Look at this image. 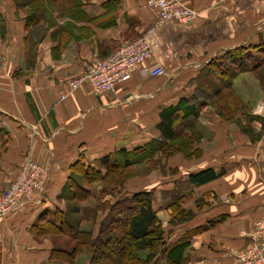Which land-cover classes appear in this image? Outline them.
Here are the masks:
<instances>
[{
	"label": "crops",
	"instance_id": "1",
	"mask_svg": "<svg viewBox=\"0 0 264 264\" xmlns=\"http://www.w3.org/2000/svg\"><path fill=\"white\" fill-rule=\"evenodd\" d=\"M108 1L63 3V14L46 4V15L30 20L33 0H0V195L26 160L45 171L44 191L0 219L1 264H48L49 241L38 243L29 230L42 212L62 208L56 199L72 167L162 141L160 114L181 102V114H197L210 139L200 144L205 164L160 191L193 197L184 207L193 219L168 243L192 232L188 264H238L264 237V0H181L199 12L188 25H159L146 0ZM144 35L152 48L145 68L160 65L164 75L140 70L114 93L96 97L85 84L63 99L93 61ZM220 61L237 70L232 77L211 71ZM224 81L239 102L230 121L219 116L228 108L216 96ZM208 169L221 176L188 183Z\"/></svg>",
	"mask_w": 264,
	"mask_h": 264
},
{
	"label": "trees",
	"instance_id": "2",
	"mask_svg": "<svg viewBox=\"0 0 264 264\" xmlns=\"http://www.w3.org/2000/svg\"><path fill=\"white\" fill-rule=\"evenodd\" d=\"M68 2H73V5L76 4V7L79 6V0H33L34 12L30 13L28 18L31 20L37 14L40 17L45 16L47 13L46 4L54 6L57 12L63 14L64 9H66L63 3L67 4ZM111 4L120 5L117 0H110L105 4V7ZM225 58L220 60L225 61ZM223 61L212 64L210 68L218 77L228 75V71L222 67ZM230 76L232 77L233 75ZM222 84H224L225 88L222 91L218 89L216 96H220L223 99L224 106L226 105L228 108L225 112L223 110L220 111L219 116L230 121L235 116L233 112L238 108L239 102L230 91V82L224 81ZM225 90H227V93L224 95ZM230 96L231 99H229ZM181 103L177 106L169 107L160 114V122L156 126V129L160 132L163 138L162 141L152 139L145 144L135 147L131 151L120 149L95 162L84 163L80 160L72 167L71 173L74 171L80 172L83 177L82 180L88 184H91L89 182L92 181L89 180L88 182L87 179L92 176L104 184L120 186L122 183L119 177H122L134 167L149 163L158 155L168 156L173 153H182L184 148L178 147H182L183 144L177 142L182 136L180 135L181 130H178V121H180L181 117L184 119L188 117L196 119L197 114L190 112L181 114ZM189 126L191 128L193 124ZM179 128L184 129L189 127L182 124ZM194 136V132L188 136L186 135L187 139H190L191 144L195 140ZM220 176L221 173L216 174L212 169H208L199 174L191 175L188 183L190 185L202 186L216 180ZM65 190H62L59 198L67 201L84 202L85 197L93 195L89 189H79L78 191L70 189L71 191L68 193ZM114 191L115 189H101L99 194L102 196H113ZM179 197L182 198L181 196ZM95 208L98 211L94 215L90 213L89 208L82 210H71L69 208L66 212L60 209H55L54 211L45 210L38 216L29 230L31 237L35 241L53 239L65 243V245L63 244L64 246H52L48 264H78L84 255L89 256L87 264H152L153 260L157 257L156 248L160 245L163 246L161 255L165 264L189 263L193 233L186 232L175 243L170 244L166 240L164 241V231L161 229L157 214L153 210L150 192H138L131 196H126L112 206H109L111 213L107 215L99 226L97 225V219L98 212L101 210H99V207ZM168 210L170 211V223L174 226L190 222L194 217L191 211L186 212L184 209H180L178 199L168 206ZM73 214L81 216L79 222L74 223L67 216ZM180 215L183 218H177ZM84 223L91 225V227H83ZM69 242H72V247L66 245ZM110 249L113 251L108 253L107 251ZM146 250L150 251L149 254L146 255L145 259H141L139 253ZM95 256L100 257L94 259ZM1 261L2 248L0 245V264L2 263Z\"/></svg>",
	"mask_w": 264,
	"mask_h": 264
},
{
	"label": "rangeland",
	"instance_id": "3",
	"mask_svg": "<svg viewBox=\"0 0 264 264\" xmlns=\"http://www.w3.org/2000/svg\"><path fill=\"white\" fill-rule=\"evenodd\" d=\"M251 63L252 62L250 61L249 65H252ZM222 67L224 68V70H227L229 68L227 70L228 76L234 74L237 71L234 67H232L230 62H226V64H222ZM262 71H259L258 75H261V73H264ZM224 88L225 86L224 84H222L220 87L221 91L224 90ZM222 100L223 99L220 98L218 101L221 102ZM196 123L197 121L193 117H188L185 119L181 117L180 121H178V124L180 126L182 124H185L186 126L189 127V128L181 129L179 128L180 126H178V130H181L180 135L182 136L180 137V139H178L177 142L182 143L183 145L182 147H178V146L177 147L181 149L184 148V151L182 153L169 154L168 156L158 155L154 157L149 163L147 162V163L134 167L132 170L124 174L122 177H119V180L122 183L120 186H112V185L104 184L103 182H101L100 180L99 181L96 180V178L92 176H90V178L87 179L88 182L89 180L92 181V182H89L91 184H88L82 180L83 177L81 176L80 172L78 171L72 172L68 176L65 182V186L63 188V189H66L65 192L68 193L69 191H71L70 189H75V191H78L79 189H89L90 193L93 195H91V197L84 196L85 197L84 202L67 201L65 199H60L59 198L60 195H59L56 199V204L60 205V207L62 208H57V209H60L63 212H66L69 208H71V210H76V209L82 210L84 208H89L90 213L94 215V213L98 211L96 210L97 208L95 207H99V210H101L100 212H98V219H97V225L99 226V224L107 217V215L111 213L109 211L110 210L109 206H112L117 201L122 200L126 196H131L138 192H150L153 210L157 214L161 229L164 231L163 232L164 241L166 240L168 242L170 239V236L173 233V229L177 227L170 223L171 218H170V211L168 210V206L174 203L176 199H178L179 204H180V209H184L186 204L192 202L193 197L189 195L186 198L185 197L180 198L178 195H176L177 191L175 190L167 194L164 192H160V191L161 189L165 188L168 185H175V189L178 188V183L179 184L182 183L183 175H186V174L188 175L190 171H193L192 169L194 170L199 169L202 167L203 164H205L204 162L200 160V158L202 159V151L200 148L201 147L200 144L203 143L204 140L210 139V137L205 132V130H202L199 127V125H197ZM189 125H191L192 127L190 128ZM193 132L195 135L194 136L195 140H193L194 142L191 144L190 139L188 140L186 135L188 136ZM27 161L29 160H26V162ZM26 162L22 163V165L20 166L18 175L23 165ZM101 189H115L114 195L113 196H109V195L102 196L99 194ZM179 189H187V187H185V185H180ZM200 204L202 207H204L206 204V201H201ZM55 209H53V211ZM67 216H69V218L74 223L79 222L81 219L80 215L73 214V215H67ZM179 217L183 218L182 215L177 216V218ZM166 222H167V225L164 224ZM86 226L87 228L91 227V225L84 223L83 227H86ZM45 241H49V246L51 248L54 245H57V246L65 245V243H62V241L53 240V239L38 240L37 242L42 244ZM66 245L68 247L73 246L72 242H69ZM162 247L163 246L160 245L156 248L157 257L153 260L152 264H165L163 256L161 255ZM112 251L113 250L110 249L107 252L111 253ZM149 252L150 251H147V250L140 252L139 253L140 258L145 259L146 255H148ZM119 253L121 252L119 251ZM96 257H100V256H95L94 259H96ZM97 261H98V258H97ZM88 262H89V256L84 255V257L81 259V261L78 264H87Z\"/></svg>",
	"mask_w": 264,
	"mask_h": 264
},
{
	"label": "built area",
	"instance_id": "4",
	"mask_svg": "<svg viewBox=\"0 0 264 264\" xmlns=\"http://www.w3.org/2000/svg\"><path fill=\"white\" fill-rule=\"evenodd\" d=\"M146 7L158 14L159 25L169 22L188 25L199 16L196 9L181 0H146ZM151 56L148 35L125 43L113 54L93 61L81 77L70 82L69 93L63 99L85 84L91 86L96 97L114 93L120 83L140 70H145L151 77L164 75L165 70L160 65L145 68ZM44 177L45 171L40 164L27 161L18 177L0 195V219L18 212L40 195L44 191ZM237 260L238 264H264V237L262 242H255L243 251Z\"/></svg>",
	"mask_w": 264,
	"mask_h": 264
}]
</instances>
